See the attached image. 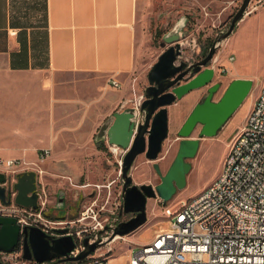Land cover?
<instances>
[{"label":"rangeland","instance_id":"obj_1","mask_svg":"<svg viewBox=\"0 0 264 264\" xmlns=\"http://www.w3.org/2000/svg\"><path fill=\"white\" fill-rule=\"evenodd\" d=\"M146 2L149 71L144 81L138 80L136 86L132 87L127 105L130 109L138 111L139 119H142L141 103L145 100V90L149 86L150 63L157 62L160 55L171 46L165 41V37L183 25V54L180 60L189 64L199 62L208 55L215 40L229 30L244 0H146ZM231 55L235 56L234 62L229 59ZM224 62L229 63V69L226 70ZM211 66L216 70L214 84H222V88L215 96L216 101L221 99L230 83L239 76H250L254 81L253 90L217 136L201 139L197 156L188 160L192 170L187 177L186 187L178 191L165 206L159 198L150 199L147 205L148 221L134 233L117 240L108 229L115 223L130 219V214L123 212L121 166L117 157L111 153L108 142L104 141L105 147H102L100 146L102 141H97L106 121L113 115L109 110L104 113L105 116L93 113L94 116L88 119L83 133L57 136L53 147L37 149L32 159L22 160L23 164L15 170L1 166L0 161V173L10 180L9 188L17 182L18 175L36 173L40 182L39 202L45 204L51 220L58 221L56 218H64L63 221L73 222L69 233L77 240L79 237L75 235L76 233L94 229L99 235V240L104 241L97 254L107 253L110 256V264H129L133 250L136 252L137 246L150 244L156 232L167 225L165 207H178L189 198L198 196L221 174L230 145L245 124L264 81V0L251 1L246 15L234 33L220 44ZM108 90V96L115 92L112 89ZM207 92L208 87L193 91L192 93L198 94L194 100L185 101V98L192 94L190 93L177 101L176 105L173 104L174 114L172 116L170 114L169 118V136L164 142L162 152L156 161L148 160L145 154L137 158L130 172L135 185L157 187L161 183V176L154 166L156 164L160 166L163 176L169 171L182 140L179 137L182 128L180 124L187 120ZM201 129V126L197 127L191 138L200 139ZM107 186H111L110 189ZM61 193L64 204L58 209ZM10 195L8 189V198ZM12 198L14 202L15 196ZM2 207L6 214L17 209L14 205ZM96 227L98 228L95 229ZM91 230L83 232L80 237L88 236ZM21 255V251L11 254L0 252V259L12 261Z\"/></svg>","mask_w":264,"mask_h":264},{"label":"crops","instance_id":"obj_2","mask_svg":"<svg viewBox=\"0 0 264 264\" xmlns=\"http://www.w3.org/2000/svg\"><path fill=\"white\" fill-rule=\"evenodd\" d=\"M146 3L0 0V161L30 160L57 136L83 133L93 113L130 109L149 71Z\"/></svg>","mask_w":264,"mask_h":264},{"label":"water","instance_id":"obj_3","mask_svg":"<svg viewBox=\"0 0 264 264\" xmlns=\"http://www.w3.org/2000/svg\"><path fill=\"white\" fill-rule=\"evenodd\" d=\"M252 0L244 3L234 16L229 30L213 43L209 53L201 61L189 64L180 60L182 50L183 25L173 34L165 37L171 46L164 51L153 65L149 74V86L145 90V100L141 103L139 119L136 109H128L122 113L116 112L108 118L105 128L97 141L108 142L128 152L123 160V212L132 214L130 220L121 222L114 229L113 238L127 236L148 221L147 205L150 199L159 198L164 206L172 200L178 191L187 185V177L192 170L189 159L195 158L199 152L201 139L213 138L225 126L230 118L243 105L251 94L254 81L251 79L233 80L219 101L216 94L222 84H214L216 70L211 66L220 44L234 33L237 25L247 13ZM208 87L207 94L194 107L191 114L179 131L180 142L177 157L166 175H162L160 166L155 170L161 176L157 187L152 185L137 186L130 175L137 158L145 154L148 160L156 161L162 152L164 142L169 136V107L182 100L193 91ZM201 126L200 139L191 138L197 127ZM36 173L28 172L18 175L14 189L18 195L14 203L22 208L39 209L38 195L35 183ZM6 181V175L0 173V183ZM63 194H60L58 209L64 204ZM0 202L9 205L13 202L8 198V190L0 186ZM61 237L50 236L38 227H22L18 219L10 216H0V252L14 253L19 246L23 251V259L36 264L77 263L93 255L101 246L100 240L91 243L90 238L84 239L83 250L78 256H71L77 242L69 229L57 230ZM0 264H4L0 262Z\"/></svg>","mask_w":264,"mask_h":264},{"label":"built area","instance_id":"obj_4","mask_svg":"<svg viewBox=\"0 0 264 264\" xmlns=\"http://www.w3.org/2000/svg\"><path fill=\"white\" fill-rule=\"evenodd\" d=\"M229 59L234 62L235 56ZM111 84L122 88L116 81ZM109 149L117 157L122 173L128 150L116 145H109ZM22 164L18 159L1 161V166L9 170ZM12 205L17 209L6 214L2 206L7 205L0 202V216L15 217L22 227H38L56 238L61 237L57 230L70 231V225L74 224L51 220L45 204L40 202L38 210L22 208L14 202ZM165 216L167 225L156 232L150 244L133 250L129 264H264V81L245 124L230 145L219 177L198 196L178 207H165ZM118 224L108 228L111 233ZM90 230L75 234L79 240L76 239L77 247L71 256L85 250V238H90L91 243L99 240L94 229L88 236L80 237ZM100 242L102 247L104 241ZM97 250L84 261L61 264H110V256L97 254ZM20 251L21 257L12 261L0 259V262L36 264L24 260Z\"/></svg>","mask_w":264,"mask_h":264},{"label":"flooded vegetation","instance_id":"obj_5","mask_svg":"<svg viewBox=\"0 0 264 264\" xmlns=\"http://www.w3.org/2000/svg\"><path fill=\"white\" fill-rule=\"evenodd\" d=\"M17 180H18V176H17ZM8 184H10V180L6 177V181L4 183H0V186L6 187L7 190L9 189V193H11V195H10L11 197L10 198H12L13 196H15V198H16V196L18 195V192L14 189V186H15L16 182L13 184V186H11V188H9ZM39 184H40L39 176L36 174L34 185L36 187L35 191H36V193L38 195V201H40V197H41L40 185ZM12 200H13V198H12ZM12 204H13V202L11 204H9V205H12ZM133 216L134 215L130 214V218L133 217ZM19 249H21V246H19Z\"/></svg>","mask_w":264,"mask_h":264},{"label":"trees","instance_id":"obj_6","mask_svg":"<svg viewBox=\"0 0 264 264\" xmlns=\"http://www.w3.org/2000/svg\"><path fill=\"white\" fill-rule=\"evenodd\" d=\"M100 146L105 147V144L102 142V144H101ZM47 217L51 218L48 214H47ZM56 219H58V220H63L64 218H56ZM17 251H20V249L17 248V249L15 250V252H17Z\"/></svg>","mask_w":264,"mask_h":264},{"label":"bare ground","instance_id":"obj_7","mask_svg":"<svg viewBox=\"0 0 264 264\" xmlns=\"http://www.w3.org/2000/svg\"><path fill=\"white\" fill-rule=\"evenodd\" d=\"M188 101H189V100H188ZM188 101H187V102H188ZM187 102H186V103H187ZM184 108H185V107H184ZM116 239L118 240V239H122V238H121V236H117Z\"/></svg>","mask_w":264,"mask_h":264}]
</instances>
